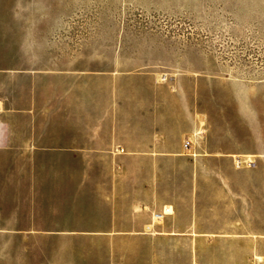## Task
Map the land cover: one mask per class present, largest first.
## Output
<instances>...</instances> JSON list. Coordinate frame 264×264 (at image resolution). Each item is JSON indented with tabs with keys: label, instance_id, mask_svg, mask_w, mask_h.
Listing matches in <instances>:
<instances>
[{
	"label": "crops",
	"instance_id": "0c3cea01",
	"mask_svg": "<svg viewBox=\"0 0 264 264\" xmlns=\"http://www.w3.org/2000/svg\"><path fill=\"white\" fill-rule=\"evenodd\" d=\"M71 52L22 59L19 109L0 93V264L34 240L53 264H264V79Z\"/></svg>",
	"mask_w": 264,
	"mask_h": 264
},
{
	"label": "rangeland",
	"instance_id": "374dc122",
	"mask_svg": "<svg viewBox=\"0 0 264 264\" xmlns=\"http://www.w3.org/2000/svg\"><path fill=\"white\" fill-rule=\"evenodd\" d=\"M78 46L91 48L94 67L140 64L166 81L200 67L196 75L255 82L264 79V0H0V93L19 109L22 59L43 56L52 67V56ZM7 69L14 73L6 83ZM64 247L34 240L29 264H53L54 248Z\"/></svg>",
	"mask_w": 264,
	"mask_h": 264
},
{
	"label": "built area",
	"instance_id": "2783aa9c",
	"mask_svg": "<svg viewBox=\"0 0 264 264\" xmlns=\"http://www.w3.org/2000/svg\"><path fill=\"white\" fill-rule=\"evenodd\" d=\"M167 79H168V78H167L166 74H162V75L160 76V80H161V81H166ZM188 145H189V142L186 140V141L184 142V146L187 147ZM242 163H246L247 165H252V164H253V162L250 161V160L242 161L239 157H236V159H235V164H236V165H241Z\"/></svg>",
	"mask_w": 264,
	"mask_h": 264
}]
</instances>
